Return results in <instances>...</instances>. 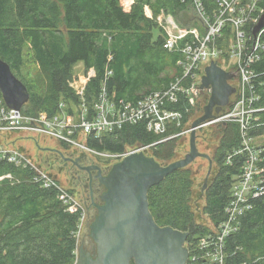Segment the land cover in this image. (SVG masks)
<instances>
[{"label":"trees","instance_id":"16d2710c","mask_svg":"<svg viewBox=\"0 0 264 264\" xmlns=\"http://www.w3.org/2000/svg\"><path fill=\"white\" fill-rule=\"evenodd\" d=\"M191 2L134 0L131 8L126 9L124 0H0V57L10 64L30 93L29 101L21 110L31 116L40 112L54 115L61 111L63 103L72 111L71 107L78 105L79 99L70 80L74 66L79 63L85 70L94 69L96 73L88 82L86 92L91 110L103 83L116 103L122 100L136 104L146 95L166 90L182 76L178 63L182 55L164 48L166 31L158 19L165 14L187 28L200 27ZM202 2L212 16L216 3ZM263 12L264 1L254 20L244 28L247 51L256 39L253 28ZM200 32L205 33L203 26ZM232 35L233 25L227 23L216 40L225 57H229ZM27 43L41 74L38 89L21 75ZM252 68L256 74L255 91L259 95L254 105L262 109L256 113V125L249 130L255 141L264 136V52ZM169 108L181 110L183 118L180 126L171 124L164 134H156L147 129L146 122H139L125 124L99 137L88 135L85 141L99 152L125 153L182 133L203 113L202 103L192 107L184 95L178 103H169ZM216 129L215 176L203 193L204 209L198 212L194 208L197 205L195 172L190 165L171 173L149 190V207L156 222L189 231L191 239L209 230L211 222L222 218L244 166L242 156L226 164V157L241 144L240 124L228 122L217 125ZM200 131L205 133L204 128ZM13 133H1L0 140L11 143L7 138ZM180 138L157 143L147 154L162 163L176 161L181 158ZM262 156L260 168H264V152ZM6 174H11V178L0 179V264H74L81 213L68 211L58 190L42 187L30 167L17 166L4 159L0 161V177ZM256 181L262 193L251 200L252 209L242 217L240 230L228 241L230 250L237 249L234 257L237 263L264 264V170L256 176Z\"/></svg>","mask_w":264,"mask_h":264},{"label":"built area","instance_id":"2783aa9c","mask_svg":"<svg viewBox=\"0 0 264 264\" xmlns=\"http://www.w3.org/2000/svg\"><path fill=\"white\" fill-rule=\"evenodd\" d=\"M201 20L205 33L202 34L197 28H180L174 20H170L169 29L163 42L164 48L169 51L181 53L179 66L182 68V76L172 82L169 88L163 91H155L139 100L136 104L125 103L120 100L115 102L108 92L105 83L102 84L99 95L92 108H89L86 97L87 82L81 80L78 85L70 86L75 89L78 96V105H73L69 111L66 104H61V111L54 115L40 112L38 115H28L22 110L10 108L6 105L0 90V134L9 132H27L39 136L55 138L68 147L95 155H103L88 146L85 137L88 135L101 136L112 132L116 128H122L125 124H136L146 122L147 129L156 133L164 134L169 125L180 126L183 112L178 109H170V104L179 102L180 96L184 95L190 106L196 105L197 97L202 96L201 68L204 63L209 65L211 61L217 60L221 66L222 49L216 46L217 38L223 34L227 23L233 25L234 43L228 50L229 57L234 58L238 73L234 79L237 87L236 94L232 97V105L225 112L219 114L215 119L209 121L208 125L227 124L237 122L240 124L242 139L239 147L226 157V164H232L236 156L244 157V166L239 177V182L234 185L231 197L224 208L222 218L210 224L209 230L198 234L190 239L186 246L189 250L187 264H247L237 263L234 259L236 250H230L228 241L236 234L242 225V217L252 209L251 200L261 195L256 176L262 173L264 168L259 167L263 161V146H255L254 138L249 130L256 125V113L262 109L255 107L259 95L255 91L254 78L256 77L252 65L260 60L264 52V28L258 33L251 49L246 50L245 26L254 20L255 15L261 9L264 0H212L217 9L211 16L204 8L202 0H191ZM134 0H124L126 9H130ZM147 14L150 9L146 8ZM151 12V11H150ZM152 16L151 14H148ZM163 15V14H162ZM187 38V40H186ZM184 43L181 45V41ZM225 69V68H224ZM227 70V69H225ZM234 70V69H233ZM88 82L96 75L91 69ZM205 74V73H204ZM210 94V89H206ZM189 110V109H188ZM191 128L182 133H175L160 141L146 146H138L125 153H107V156L121 160L132 152L149 150L157 143L167 141L185 134L189 135ZM80 137V140L75 138ZM7 160L17 166L30 167L37 182L44 188L54 187L59 192V197L66 209L72 213L80 212L79 235L85 223V209L82 202L75 193L64 186L56 175L45 170L24 151L12 147L0 140V161ZM11 178V174L1 176Z\"/></svg>","mask_w":264,"mask_h":264},{"label":"water","instance_id":"95a60500","mask_svg":"<svg viewBox=\"0 0 264 264\" xmlns=\"http://www.w3.org/2000/svg\"><path fill=\"white\" fill-rule=\"evenodd\" d=\"M264 28V12L253 28L256 38ZM238 71L225 70L213 60L205 68L200 88L210 89L203 113L191 124L189 152L181 159L162 163L144 151L132 152L110 166L101 183L106 190L104 204L90 226V236L97 244L95 259L80 253L75 264H187L189 250L185 245L188 232L172 226H161L149 207V190L176 170L188 167L197 158L212 159L198 148L197 131L232 105L237 87L231 81ZM0 90L6 105L21 110L30 93L10 64L0 57Z\"/></svg>","mask_w":264,"mask_h":264},{"label":"rangeland","instance_id":"374dc122","mask_svg":"<svg viewBox=\"0 0 264 264\" xmlns=\"http://www.w3.org/2000/svg\"><path fill=\"white\" fill-rule=\"evenodd\" d=\"M192 13H194L197 16L198 21H200V27L195 26L192 28H197L198 30H200L202 24H201V20H200L198 13H197L195 8L193 9ZM148 14H151V12L148 11ZM169 18H170V20L173 19L174 22L180 28H187V26L181 25L172 16L163 14V15L159 16L158 21L160 23V26H162L164 30L167 31L169 29V22H170ZM230 40L231 41L229 42V45H228L229 48H230V45H232L234 43V36L233 35H232V38H230ZM23 55H24L25 61H24V65H23L22 70H21V75L28 82L29 85L38 89L39 84L41 82V79H40L41 74H40L39 66H38V64L34 58L33 50L31 49L29 43L25 44L24 49H23ZM206 66H207V64L204 63L202 68H201V75H200L201 77L205 73ZM221 66L223 68L227 69L228 71H232L236 67L235 59L223 56L222 61H221ZM89 76H90V71L85 70L83 64L79 63L78 65L74 66L73 74H72V78H71L70 82H72L74 87H76L78 84H80L81 80H84V82L86 81L87 85H88V79L87 78ZM232 82L235 83L234 80H232ZM87 85H86V92H87ZM80 87H81V85H78V88H80ZM73 90L75 92L74 88H73ZM208 99H209V94H205L204 97L203 96L197 97L196 104L198 102L202 103L203 107H204L207 104ZM217 125H219V124L208 125L206 127H203L205 133L200 131V129L197 131L198 137H199V138H197L199 150L203 153L209 154L211 158L213 157V155L215 153V148L217 147V144H218V140H217L218 136L216 133L217 132L216 131ZM203 128H201V129H203ZM201 135L206 137L207 140L203 141ZM189 137H190V133H189V135L185 134V135L181 136V138H180L179 148L181 149V151H180V157L181 158H183L190 150ZM75 139L80 140V137L75 138ZM10 140H11V143H8V145L15 147V148H19L22 151L26 152L32 158V160L37 162L45 170L50 171L53 174L54 173L57 174L59 181L64 186L69 187V188L72 187V184H69V180L66 179L67 177L61 176V173H58L57 167H54V166H58V164L56 162V159L54 158V157H57V155H55L53 152H58V151H60V149L64 148V145L61 142H59L58 140H56L55 138H52V137L39 136V135H35L32 133H27V132H17V134L15 133L10 137ZM263 143H264V136L257 138L254 142V145L259 147V146H262ZM70 148H75V147L71 146ZM131 150H133V149H130L129 151H131ZM101 153L103 155H96V156L101 157L102 159L107 160V161H114L115 158L106 155L109 152H101ZM146 153H149V150H146ZM47 162L52 163V167L47 166L46 165ZM190 167L195 172V185H196L195 200L197 201L196 206H203L204 202H205V198L203 197V193L208 188V185L212 182V180L215 176V163L213 162L212 172L208 177V183H207V186L205 189H204L205 180H206L208 172H209L210 161L204 157H199L190 165ZM237 182H239V180ZM83 228H84V226H83ZM82 232H83V229L79 235V239L82 235Z\"/></svg>","mask_w":264,"mask_h":264},{"label":"flooded vegetation","instance_id":"af4514ba","mask_svg":"<svg viewBox=\"0 0 264 264\" xmlns=\"http://www.w3.org/2000/svg\"><path fill=\"white\" fill-rule=\"evenodd\" d=\"M205 94H208V92L205 91L202 96L204 97ZM53 153L57 155V157L54 158L58 164V166L54 167H57L58 173H61V176H66V179L69 180V184H72L71 189L82 202L86 212L83 232L80 239H78L74 264L81 252L86 254L89 258L95 259L98 254V249L96 242L90 236V226L99 213V207L104 204L102 196L106 188L101 183V178L107 175L110 166L116 161H107L95 154L83 152L68 146H64L60 151ZM211 159L213 165L214 159L213 157ZM46 165L52 167V163L47 162ZM54 175L58 177L57 174L54 173ZM194 208L200 212V210L204 209V205L194 206ZM199 219L202 220V217L200 216ZM184 232H188L187 243L191 239L190 232ZM132 264H134V262H132Z\"/></svg>","mask_w":264,"mask_h":264},{"label":"crops","instance_id":"0c3cea01","mask_svg":"<svg viewBox=\"0 0 264 264\" xmlns=\"http://www.w3.org/2000/svg\"><path fill=\"white\" fill-rule=\"evenodd\" d=\"M233 80H234V79H233ZM231 83L234 84L232 81H231ZM15 133L17 134V132H15ZM15 133H13V134H15ZM13 134L8 135V138H7V139H9L8 142H11L10 137H11Z\"/></svg>","mask_w":264,"mask_h":264}]
</instances>
